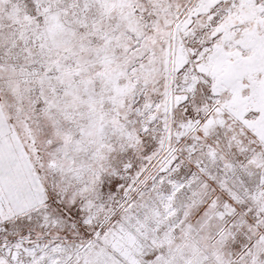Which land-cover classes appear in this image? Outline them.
<instances>
[{
    "label": "snow or ice",
    "instance_id": "1",
    "mask_svg": "<svg viewBox=\"0 0 264 264\" xmlns=\"http://www.w3.org/2000/svg\"><path fill=\"white\" fill-rule=\"evenodd\" d=\"M0 264H264V0H0Z\"/></svg>",
    "mask_w": 264,
    "mask_h": 264
}]
</instances>
